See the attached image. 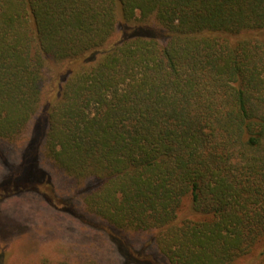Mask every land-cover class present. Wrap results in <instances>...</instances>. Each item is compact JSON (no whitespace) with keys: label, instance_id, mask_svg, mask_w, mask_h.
Here are the masks:
<instances>
[{"label":"trees","instance_id":"trees-1","mask_svg":"<svg viewBox=\"0 0 264 264\" xmlns=\"http://www.w3.org/2000/svg\"><path fill=\"white\" fill-rule=\"evenodd\" d=\"M28 132L0 187L49 181L42 156L121 264H154L140 234L165 264H264V0H0V140Z\"/></svg>","mask_w":264,"mask_h":264},{"label":"rangeland","instance_id":"rangeland-1","mask_svg":"<svg viewBox=\"0 0 264 264\" xmlns=\"http://www.w3.org/2000/svg\"><path fill=\"white\" fill-rule=\"evenodd\" d=\"M29 136L28 132L16 143L0 140V179L22 162ZM38 164L50 176L49 181L33 186L14 181L11 188L0 187L1 264L31 263L44 256L90 257L101 264L123 263L124 259L108 241L110 228L84 210L78 188L66 182L42 156ZM121 236L124 237L122 233ZM126 242L134 249L146 247L144 252L154 264H165L148 234L129 237Z\"/></svg>","mask_w":264,"mask_h":264}]
</instances>
